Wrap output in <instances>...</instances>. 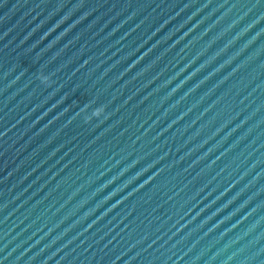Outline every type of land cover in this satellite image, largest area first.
<instances>
[{
	"label": "water",
	"instance_id": "1",
	"mask_svg": "<svg viewBox=\"0 0 264 264\" xmlns=\"http://www.w3.org/2000/svg\"><path fill=\"white\" fill-rule=\"evenodd\" d=\"M0 264H264V0H0Z\"/></svg>",
	"mask_w": 264,
	"mask_h": 264
}]
</instances>
